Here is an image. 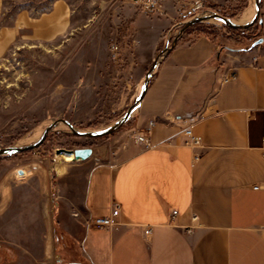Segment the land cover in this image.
<instances>
[{
    "label": "crops",
    "instance_id": "obj_1",
    "mask_svg": "<svg viewBox=\"0 0 264 264\" xmlns=\"http://www.w3.org/2000/svg\"><path fill=\"white\" fill-rule=\"evenodd\" d=\"M21 26L0 28V56ZM151 121L153 145L127 137ZM128 125L127 155L113 167L83 164L84 198L61 205L56 264H264V44L180 39ZM188 129L200 145L186 143ZM114 203L117 225L88 226ZM71 241L77 256L66 260Z\"/></svg>",
    "mask_w": 264,
    "mask_h": 264
},
{
    "label": "rangeland",
    "instance_id": "obj_2",
    "mask_svg": "<svg viewBox=\"0 0 264 264\" xmlns=\"http://www.w3.org/2000/svg\"><path fill=\"white\" fill-rule=\"evenodd\" d=\"M202 2L195 10L191 2L166 0L149 12L141 0H0V28L22 24L0 56V147L35 142L58 118L79 130L109 128L135 102L154 58L184 21L210 12L235 20L249 5L255 9V0ZM241 30L251 37L239 40L238 32L211 18L193 23L179 40L207 33L253 45L264 39V0L260 17ZM136 109L112 134L82 136L61 123L39 147L0 155V264H56L61 205L84 198L83 164L113 167L127 155L125 131ZM80 147H92V155L65 161L56 154ZM63 169L69 178L61 177ZM73 243L62 254L66 260L77 256Z\"/></svg>",
    "mask_w": 264,
    "mask_h": 264
},
{
    "label": "water",
    "instance_id": "obj_3",
    "mask_svg": "<svg viewBox=\"0 0 264 264\" xmlns=\"http://www.w3.org/2000/svg\"><path fill=\"white\" fill-rule=\"evenodd\" d=\"M260 15H261V0H255L254 15H253L251 20H249L245 23H239V22L235 21L233 18H231L229 16L222 15L218 12H210V14H203V13L198 14V15L194 16L193 18L184 21L183 22V28L181 29L179 34L174 38L172 44L167 45L154 58V61L152 62L150 68L148 69V71L146 73L144 84L142 86L140 94L137 96L135 102L131 106H129V108L127 109L125 114L114 125L110 126L109 128L103 129V130H97V129L96 130H79L68 119L58 118V119L54 120L51 124H49L44 129L41 136L35 142L29 143V144H19V145H10V146H5V147H0V155H9L13 152H23V151L32 150V149L39 147L46 140L50 131L53 130L55 127H57L61 123L67 124L73 133L78 134V135H82V136H87V137L103 136V135H108V134L114 133L131 117L134 109L137 108V106L140 104V102L144 98V96L147 92V89L149 87L150 81L152 79L153 73H154L157 65L161 61L162 57L166 53L171 51L176 46V44H177V42L181 36V33L184 32L189 26H191L193 23H196V22L208 20L211 18H218V19H221L222 21H224L227 25H229L232 28L244 29V28L251 27L256 22V20L260 17ZM263 41H264V39L260 38V39L256 40L253 43V45L260 44ZM61 153H64V154L71 156L70 160H75V159L86 160L92 155L93 149H92V147H80V148H76V149L59 148L56 150L57 156ZM71 264H80V263L79 262H72Z\"/></svg>",
    "mask_w": 264,
    "mask_h": 264
},
{
    "label": "built area",
    "instance_id": "obj_4",
    "mask_svg": "<svg viewBox=\"0 0 264 264\" xmlns=\"http://www.w3.org/2000/svg\"><path fill=\"white\" fill-rule=\"evenodd\" d=\"M166 0H141V3L143 5V8L147 11H153L158 8L159 5L162 4ZM181 1H187L191 2V9H200L203 6V0H181ZM154 124V121L149 122L147 126V130L142 132H135L133 135L134 140L137 143H141L146 147H149L152 144L150 141V135H149V128H151ZM187 133L190 135V138L186 140V143L193 144L194 146H198L201 144V138L196 136H191V130L188 129ZM262 151L264 154V137H263V146ZM258 187V186H256ZM178 213L177 210L172 211V215H176ZM120 214V205L118 203H114L110 214L105 216H97L94 218H91L87 221L88 226L98 227V228H112L113 226L118 224V216ZM144 233L146 235L151 234V228L145 227Z\"/></svg>",
    "mask_w": 264,
    "mask_h": 264
},
{
    "label": "bare ground",
    "instance_id": "obj_5",
    "mask_svg": "<svg viewBox=\"0 0 264 264\" xmlns=\"http://www.w3.org/2000/svg\"><path fill=\"white\" fill-rule=\"evenodd\" d=\"M254 12H255V9H254V6L253 4L252 5H249L243 12L242 14L240 15V17L238 19H235V21L239 22V23H245L247 21H249L253 15H254ZM62 127V126H60ZM39 134V131L37 130L34 134L31 135V137H29L27 139L28 140H32V139H35ZM25 138V137H24Z\"/></svg>",
    "mask_w": 264,
    "mask_h": 264
},
{
    "label": "trees",
    "instance_id": "obj_6",
    "mask_svg": "<svg viewBox=\"0 0 264 264\" xmlns=\"http://www.w3.org/2000/svg\"><path fill=\"white\" fill-rule=\"evenodd\" d=\"M231 29H233L236 32H238L239 37H240L239 40H241V39H247V38H250L251 37V35H247L246 32H242V30L240 28H232L231 27Z\"/></svg>",
    "mask_w": 264,
    "mask_h": 264
}]
</instances>
